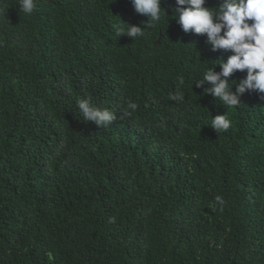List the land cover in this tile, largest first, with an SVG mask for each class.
<instances>
[{"label": "trees", "instance_id": "16d2710c", "mask_svg": "<svg viewBox=\"0 0 264 264\" xmlns=\"http://www.w3.org/2000/svg\"><path fill=\"white\" fill-rule=\"evenodd\" d=\"M112 2L0 0V264H264V94L224 108L191 89L231 53L183 32L175 0L133 41L114 16L148 18ZM86 96L117 120L84 122Z\"/></svg>", "mask_w": 264, "mask_h": 264}, {"label": "clouds", "instance_id": "9594fccd", "mask_svg": "<svg viewBox=\"0 0 264 264\" xmlns=\"http://www.w3.org/2000/svg\"><path fill=\"white\" fill-rule=\"evenodd\" d=\"M130 3L136 13L148 18L146 30H142L140 25L126 24L114 16L117 18V23L113 26L116 41L122 36L132 41L137 37H144L162 17L167 18L165 11L160 8V0H130ZM205 3L206 0H175L173 18L183 32L205 35L213 52L224 51L231 54L226 60L214 61V67L205 68L202 79L194 80L191 89L193 85L203 87L202 95H211L224 108H235L240 106V97L246 91L264 94V0H221L218 7L214 8L205 7ZM18 8L24 14L31 15L36 8V0H19ZM0 46H3L2 42ZM217 66L220 68L219 72L215 71ZM238 71L246 72L244 78L239 82H229L228 78ZM180 83H184L183 79ZM206 84L211 86L204 87ZM170 99L183 101L185 96L173 94ZM261 99H264V95ZM125 103L122 115L131 116L138 105L130 99ZM76 107L84 122H93L100 128L110 127L118 118L113 110L98 106L90 96L78 98ZM207 112L210 117L208 110ZM210 119V127L216 133L227 131L231 127L226 113ZM214 203L223 210L225 200L222 196H215Z\"/></svg>", "mask_w": 264, "mask_h": 264}]
</instances>
